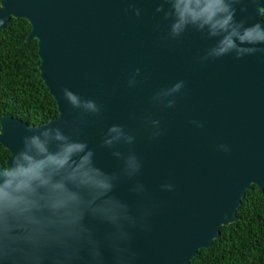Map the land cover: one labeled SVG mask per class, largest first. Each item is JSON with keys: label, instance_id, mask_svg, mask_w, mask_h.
Here are the masks:
<instances>
[{"label": "water", "instance_id": "obj_1", "mask_svg": "<svg viewBox=\"0 0 264 264\" xmlns=\"http://www.w3.org/2000/svg\"><path fill=\"white\" fill-rule=\"evenodd\" d=\"M160 3L2 0L0 29L12 17L31 24L27 40L38 42L40 74L59 115L28 125L3 114L0 143L9 152L6 166L23 137L31 134L29 129L48 125L62 126L68 133L79 129L96 152L97 166L115 171L120 161L102 147V140L111 125H123L136 136L133 148L144 162L135 179L148 187L138 201L130 191L135 180L123 181L116 191L150 213V230L134 235L136 264H189L199 249L210 247L220 236L222 226L238 219L245 190L253 183L264 189V53L202 61L215 41L191 30L179 39L169 38V22L155 12ZM254 7L249 3L244 14L253 17L249 23L263 20L253 13ZM138 68L140 75L135 76ZM133 76L137 84L129 87ZM179 80L185 87L174 108L152 103L155 92ZM63 89L95 100L102 112L91 116L73 109ZM153 118L163 128L157 140L148 124ZM222 144L230 150H222ZM164 183L174 184L175 191H161Z\"/></svg>", "mask_w": 264, "mask_h": 264}, {"label": "clouds", "instance_id": "obj_2", "mask_svg": "<svg viewBox=\"0 0 264 264\" xmlns=\"http://www.w3.org/2000/svg\"><path fill=\"white\" fill-rule=\"evenodd\" d=\"M249 3L255 5V15L264 17L260 0H162L155 12L169 22L168 37L173 40L191 30L215 41L202 61L232 54L239 60L264 53V20L249 23L253 17L244 15ZM135 15H141L140 9ZM135 76L129 87L136 86ZM184 87L179 80L160 89L152 103L174 108ZM63 96L85 115L98 116L103 110L95 100L69 89H63ZM148 124L152 139H159L161 121L153 118ZM29 131L11 161L0 165V264H108L106 254L111 264H136L134 235L150 230V213L116 195L125 180H135L130 191L137 201L148 192L135 179L144 168L133 148L136 136L120 124L107 129L102 147L112 150L120 167L106 171L97 166L96 152L79 129L68 133L62 126L48 125ZM160 190L172 192L175 185L164 183Z\"/></svg>", "mask_w": 264, "mask_h": 264}, {"label": "trees", "instance_id": "obj_3", "mask_svg": "<svg viewBox=\"0 0 264 264\" xmlns=\"http://www.w3.org/2000/svg\"><path fill=\"white\" fill-rule=\"evenodd\" d=\"M30 30L29 21L21 17H12L0 29V116L9 113L38 125L59 115V109L40 74L38 42L27 40ZM8 157L0 143V163ZM241 199L238 219L222 226L220 236L199 249L189 264H264V189L253 183Z\"/></svg>", "mask_w": 264, "mask_h": 264}]
</instances>
